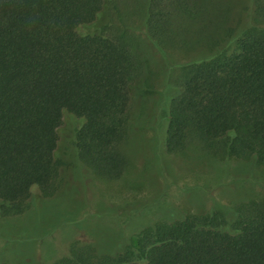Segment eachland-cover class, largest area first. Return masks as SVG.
Returning <instances> with one entry per match:
<instances>
[{"label":"trees","instance_id":"16d2710c","mask_svg":"<svg viewBox=\"0 0 264 264\" xmlns=\"http://www.w3.org/2000/svg\"><path fill=\"white\" fill-rule=\"evenodd\" d=\"M254 4L261 24L226 49L216 0L144 1L145 31L157 46L211 50L182 65L175 78L167 153L197 144L264 167V0ZM122 5L0 0V216L21 214L33 189L50 198L62 188L64 161L55 149L65 112L81 121L73 140L79 161L102 179L123 175L122 146L143 64L120 31ZM105 6L115 19L80 34L78 27ZM52 264H264V200L148 223L118 252L97 254L75 243Z\"/></svg>","mask_w":264,"mask_h":264},{"label":"rangeland","instance_id":"374dc122","mask_svg":"<svg viewBox=\"0 0 264 264\" xmlns=\"http://www.w3.org/2000/svg\"><path fill=\"white\" fill-rule=\"evenodd\" d=\"M123 0L120 31L143 64L132 91L129 133L122 150L127 158L116 180L97 177L78 159L73 145L79 118L65 112L57 128L55 155L64 161L63 186L50 198L33 189L26 209L0 216V263L52 264L73 244L90 245L97 254L118 252L148 223L170 221L215 210L227 212L240 202L264 200V167L224 157L194 144L183 153H167V107L175 78L186 63L211 54L205 46L162 49L147 35L142 5ZM229 49L246 29L261 24L255 0H216ZM115 15L105 6L80 34L98 32ZM116 21V20H115ZM194 34V33H193ZM197 36V35H196Z\"/></svg>","mask_w":264,"mask_h":264}]
</instances>
